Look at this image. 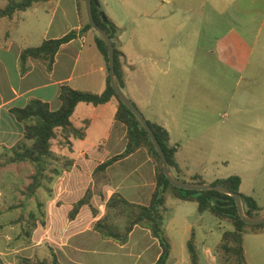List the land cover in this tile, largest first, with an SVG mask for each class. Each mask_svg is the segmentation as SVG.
<instances>
[{"label": "crops", "instance_id": "0c3cea01", "mask_svg": "<svg viewBox=\"0 0 264 264\" xmlns=\"http://www.w3.org/2000/svg\"><path fill=\"white\" fill-rule=\"evenodd\" d=\"M95 4L121 30L115 42L123 54L120 58L122 91L125 90L133 98L140 110H146L149 114L147 121L168 132L169 144L178 148L175 160L179 169L175 175L188 182H193L194 176L204 178L205 174L191 168L190 161L183 154V147L172 142L169 126L172 121L170 117H174L178 111L172 102L174 92L188 90V70L183 66V58L173 53L166 56L164 60L168 58L170 69L163 71V81H155V59H150L146 65L143 58L127 45L125 20L132 13L124 5L126 1L96 0ZM114 5H120V15H117ZM87 24L86 9L80 6L79 0H44L18 13L12 20L0 18V150L10 152L24 138V125L14 115L15 109L24 108L36 99L49 104L52 111H57L61 107V91L66 86L96 94L107 89V62L98 47L96 32L86 30ZM72 31L77 32V37L60 47L51 68L33 58L22 60L24 50L40 47L45 41L60 39ZM174 59H179V62L175 63ZM194 87L199 89L201 86ZM117 107L116 99L100 106L86 103L77 106L72 123L82 128L87 122L85 138L72 139L71 148L59 147L54 151L58 157L65 156L72 160L73 166L54 178L52 192L48 193V206L36 195L31 199L23 196L17 208L10 207L13 217L7 223L0 222V264H20L21 258L35 256L44 259L51 251L56 253L61 264L62 256L70 264H84L80 257L85 256L87 260V254L92 256L99 253L98 248L111 247L130 257L125 251L132 246H136L138 251V258L133 264H140L150 248L149 244L158 246L157 261L161 247L146 224L136 225L125 244L105 238L93 228L96 221L108 214L106 205L114 194L120 193L130 203L148 205L156 187V164L145 148L113 163L105 172L95 174L100 164L122 154L126 149L127 127L116 120ZM118 148L120 151H117ZM105 152L107 155L102 157ZM89 190L92 195L90 203L84 205L76 217L71 219L70 212ZM240 192L250 196L244 193L242 182ZM32 199L35 206L28 203ZM38 201L43 204L41 209ZM166 206L170 214L168 212L165 230L174 253L172 232L179 234L188 244L190 234L195 231V223L179 215L178 211L198 212V204L169 194ZM34 213L36 226L31 237L25 238L22 236L23 228L32 220ZM198 216L203 218V214L199 213ZM18 229L20 234L13 236V232ZM212 249L205 247L204 250L208 252ZM92 262L90 260L86 264Z\"/></svg>", "mask_w": 264, "mask_h": 264}, {"label": "rangeland", "instance_id": "374dc122", "mask_svg": "<svg viewBox=\"0 0 264 264\" xmlns=\"http://www.w3.org/2000/svg\"><path fill=\"white\" fill-rule=\"evenodd\" d=\"M125 1L127 11L132 13L125 20L127 45L146 65L155 59L154 80H164L163 71L170 69L168 58H164L172 53L183 58L188 70V90L174 92L172 102L178 111L170 117L172 142L183 147L193 170L205 174L201 180L206 184L238 176L244 193L264 207V0ZM96 7L100 16V6ZM113 7L120 15V5ZM195 85L201 87L197 89ZM124 93L134 101L125 90ZM140 111L149 117L146 110ZM59 147L54 141L53 150ZM11 154L0 150V222L4 223L13 217L10 207L20 205L35 172L30 163H8ZM106 155L107 152L102 157ZM48 193L41 189L37 194L46 206ZM28 203L35 206L33 199ZM178 214L195 223L200 264H219L217 247L224 231L233 229L231 223L209 212L203 218L198 212L179 210ZM111 217L123 228L125 218L113 211ZM172 233L175 251L169 264H191L184 239ZM18 234L19 229L12 235ZM244 245L248 264H264V233L245 234ZM151 246L140 264L156 261L158 246ZM205 247L214 249L207 252ZM98 249L99 253L87 254V260L81 256V262L133 264L138 258L136 246L125 251L130 257L111 247ZM62 261L70 264L63 256Z\"/></svg>", "mask_w": 264, "mask_h": 264}, {"label": "trees", "instance_id": "16d2710c", "mask_svg": "<svg viewBox=\"0 0 264 264\" xmlns=\"http://www.w3.org/2000/svg\"><path fill=\"white\" fill-rule=\"evenodd\" d=\"M44 0H0V18L12 20L18 13L27 11L35 3ZM80 6L85 7L84 0H79ZM93 11L96 22L106 30L114 41L116 73L120 87H122L123 71L120 58L122 52L117 47V42L121 30L106 15L98 10L93 3ZM106 18V22L103 18ZM86 30H93L91 25L87 24ZM97 34V33H96ZM77 37V32L72 31L66 36L57 39L45 41L40 47L24 50L22 60L33 58L46 64L51 68L55 62V56L60 47L69 43ZM98 47L104 55L109 75L107 78V89L96 94L88 91L76 90L69 86L62 89L60 94L61 107L57 111H52L49 104L41 100H31L24 108H18L13 111L17 120L24 125V138L16 144L11 150V156L8 163L20 164L30 163L35 167L32 175V181L23 192L28 199L36 197L38 191L43 189L51 193L50 184L55 177L61 175L64 171H69L73 166V161L67 157H58L53 150V142L57 141L60 148H71L72 139L83 140L85 138L86 126L77 128L72 123V117L77 106L81 103L100 106L109 103L113 99L118 101L116 120L127 127V145L125 151L110 160L100 164L95 174L99 175L113 163L128 157L138 149L145 148L152 156L156 164V187L148 205L134 204L127 201L120 193L114 194L108 201L106 207L108 214L94 223V230L105 238L125 244L128 241L130 233L136 225L146 224L150 229L152 236L159 241L161 253L157 261L153 264H169L172 257V244L166 234L165 224L169 212L166 206V198L169 194L174 197L198 204V212L204 214L209 212L221 221H228L233 226L232 230L224 231L221 242L217 247L219 254V264H248L244 245V236L248 233H264V224L248 225L240 217L235 199L229 195L217 191H194L184 190L173 186L163 171V163L159 156L148 132L143 127L139 119L133 112L127 108L115 93L110 79L108 48L102 37L97 34ZM150 126L156 130V136L166 153L170 168L175 175L178 171V165L175 160L178 148L169 144L168 132L156 124L148 121ZM176 176V175H175ZM178 179L179 176H176ZM200 176H194L193 182L205 183ZM181 180V179H180ZM184 181V180H182ZM241 178L238 176L214 183L225 184L229 188L240 193L245 212L248 216L256 217L264 209L260 208L257 202L251 196H246L240 192ZM91 190L79 200L73 210L70 212V218L74 219L80 209L90 203ZM39 209L43 204L38 201ZM15 208L16 206H12ZM113 211L117 216L124 217L126 222L122 227L113 222L110 212ZM35 213L32 220H29L27 226L23 228L22 236L30 238L32 231L36 226ZM19 221V220H18ZM190 254L191 264H200V255L195 240V233L187 244ZM20 264H61L56 253L51 251L47 258L41 259L38 256L33 258H21Z\"/></svg>", "mask_w": 264, "mask_h": 264}, {"label": "water", "instance_id": "95a60500", "mask_svg": "<svg viewBox=\"0 0 264 264\" xmlns=\"http://www.w3.org/2000/svg\"><path fill=\"white\" fill-rule=\"evenodd\" d=\"M93 3H96V0H84L85 9L88 17V22L93 28V30L99 34L102 39L105 41L107 48H108V55H109V69H110V79L111 85L118 95L119 99L123 104L129 108L133 114L139 119L143 127L148 132L159 156L161 157L163 163V171L165 176L169 179L170 183L177 187L184 190H194V191H217L222 194L229 195L235 199L239 215L241 219L248 225H262L264 224V211L261 212L256 217L248 216L245 212L243 199L240 193H236L232 191L229 186L225 184H217V185H209L206 183H199V182H184L178 179L174 173L172 172L168 158L166 156L165 151L163 150L157 136L156 130L150 126L147 119L144 117L142 112L138 109V107L126 96V94L122 91L116 73V64H115V48L113 44V40L95 20L94 11H93ZM104 21L106 22V18L104 17Z\"/></svg>", "mask_w": 264, "mask_h": 264}]
</instances>
